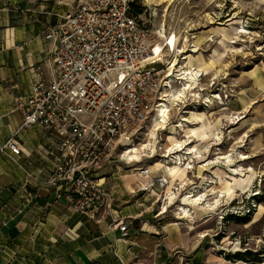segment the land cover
Segmentation results:
<instances>
[{
    "label": "crops",
    "instance_id": "0c3cea01",
    "mask_svg": "<svg viewBox=\"0 0 264 264\" xmlns=\"http://www.w3.org/2000/svg\"><path fill=\"white\" fill-rule=\"evenodd\" d=\"M51 2L0 0V144L23 122L17 97L31 93L39 69L44 77H51L46 61L54 42L45 32L75 6L57 10ZM244 90L233 102L236 111L248 106ZM168 136L166 143H170ZM16 138L19 154L0 151V264L206 263L200 257L201 240L189 235L194 226L187 229V222L175 214L182 191L173 195L172 204L169 197L161 199L163 189L155 177L169 175V164L157 160L149 164L156 156L150 150L139 151L138 157L131 155L130 163L114 157L95 171L110 195L93 211L82 212L74 207L67 187L49 182L62 134L36 124L21 130ZM144 165L150 167V174L139 171ZM193 175L194 167L189 168L188 184L193 183ZM182 180L178 177L176 182ZM208 216L202 223L211 219ZM123 223L125 230L120 228Z\"/></svg>",
    "mask_w": 264,
    "mask_h": 264
},
{
    "label": "built area",
    "instance_id": "2783aa9c",
    "mask_svg": "<svg viewBox=\"0 0 264 264\" xmlns=\"http://www.w3.org/2000/svg\"><path fill=\"white\" fill-rule=\"evenodd\" d=\"M167 10L156 26L158 12L148 0H79L45 32L54 42L46 61L51 77L47 79L39 69L31 93L17 97L23 122L0 144V151L19 154L17 134L36 124L61 133L63 142L49 182L67 187L74 207L82 212L93 211L110 195L95 171L114 157L131 162L129 150L139 145L136 138L141 127L154 119L166 96L164 90L171 86L170 76L177 71L178 56L173 51L196 50L192 42L185 49L179 47L176 30L166 24ZM178 71L183 76V69ZM157 137L155 133L152 138ZM147 146L141 150L153 152ZM163 156L167 164L178 159L168 149ZM183 161L194 166L193 159ZM139 171L151 173L148 165ZM169 178L165 173L155 177L163 189L162 200L179 189L178 182L171 193L166 190ZM175 214L179 217V204ZM120 228L125 230L127 225Z\"/></svg>",
    "mask_w": 264,
    "mask_h": 264
},
{
    "label": "rangeland",
    "instance_id": "374dc122",
    "mask_svg": "<svg viewBox=\"0 0 264 264\" xmlns=\"http://www.w3.org/2000/svg\"><path fill=\"white\" fill-rule=\"evenodd\" d=\"M51 1L57 10L61 7L65 10L79 2ZM148 3L158 12L156 26L163 19L162 11L168 8L166 24L176 30L181 39L179 47L185 49L190 42L196 47L195 51H173V56H178L175 64L177 71L174 69L170 76L171 86L164 90V98L167 99L169 94L183 87L185 80L179 79L178 69H183L184 65H193V68L198 69L204 60L214 59L216 69L220 70L218 74L203 73L199 77V84L193 90L198 94L188 92L178 96L174 102L167 99L171 108L167 121L161 119L155 124L157 114L153 120L147 121L136 138L139 145H135L140 149L129 153L138 157L136 153L150 144L156 156L150 158L148 163L153 164L155 160L164 162L165 157L160 156L170 146V143H166V136L174 133L172 126L182 116L191 115L192 110L206 111L208 119L212 123L216 122L218 134L212 132L209 142L199 136L184 137L188 140L192 138L191 143L198 144L194 155H201L194 157L193 183L188 184L186 180L189 168L175 175L169 173L172 179L168 191L171 193L178 182L179 190L182 191L179 196V218L182 219L179 221L187 222L184 224L187 229L188 226H194L189 235L201 240L203 252L200 257L205 259L204 262L264 264V0H148ZM237 29L247 32L237 33ZM183 35L186 36L184 43ZM235 35L239 37H233ZM243 88H247L244 91L249 103L244 110L236 111L233 102L239 99ZM218 94L222 101L217 98ZM206 100L208 105L203 107V101ZM223 102H227L226 105ZM150 132L152 137L155 133L159 137L150 138ZM177 134L179 137L183 134L180 127H177ZM214 142L219 144H212ZM219 154H231L233 160L219 165L211 163L199 172L202 163ZM242 154L248 157L243 158ZM232 166L243 170L234 173ZM207 174L212 176L208 177ZM231 174L250 179L243 183L242 188L233 185ZM178 177L183 180L176 182ZM189 191L204 193L203 197L211 199L216 205L215 214L207 215L211 217L208 222L202 223L201 219L194 221L183 215L181 206H191L186 203ZM172 197L173 194H170V204ZM167 206L165 203V210ZM174 208L178 211V206ZM203 231H206L205 236H200Z\"/></svg>",
    "mask_w": 264,
    "mask_h": 264
},
{
    "label": "bare ground",
    "instance_id": "6f19581e",
    "mask_svg": "<svg viewBox=\"0 0 264 264\" xmlns=\"http://www.w3.org/2000/svg\"><path fill=\"white\" fill-rule=\"evenodd\" d=\"M241 32H247V30L244 29H237V33ZM233 37H239V35H235ZM186 40V39H185ZM234 49H232L233 51ZM191 55V54H190ZM216 63L214 59L204 60L201 64H199L198 69H193V65H184L183 66V76H180V79H184L185 82H183V87L179 88L172 94H169V97L167 98L168 101H176L178 99V96H182L188 92L191 94H198L199 92L193 91L194 88H196L199 84V77L198 75L208 74L210 72H214L218 74L219 68L216 69ZM200 72V73H199ZM179 81V80H178ZM161 104L160 109L158 110V113L155 117V124L161 119L163 122L167 121V117L169 114V111L171 110L170 105L166 98ZM174 107V106H173ZM220 119V118H219ZM218 119V120H219ZM177 127H180L182 131H184L185 134H183V137L187 136L190 138L191 136H199L202 140L206 141L210 139L212 132H217L219 129L216 126V122L212 123L211 120L208 119V114L206 111H196L192 110V114L188 116H182L180 118V121L177 124H174L172 126L174 132L172 135H169L168 141L171 143L170 146L165 145L168 147V152L170 153H176L178 155V159L175 161V164L167 165L168 171L170 174L175 175L178 173V171L184 170V168L188 170L189 164L185 165L187 159H193L195 156H201L199 154H195L196 150L198 149V144H192L191 142L193 139L188 138H180L177 136ZM171 138V139H170ZM146 145V144H145ZM140 148L137 145L132 146V148L129 150V152H137ZM167 149V148H166ZM221 153V152H220ZM243 158L248 157V155L242 154ZM184 158V159H183ZM225 159V160H224ZM233 157L231 154L226 155H220L216 158H210L207 163H202L199 168V172H201L202 169H206V166H208L210 163L213 165H219L220 163H225L226 161H232ZM231 169L234 171V173H240L241 170L239 167L232 166ZM189 171V170H188ZM242 175H245V173H241ZM231 177L234 179L233 185L242 186L243 183L247 180H249V177H238L235 174H231ZM204 193H194L192 191H189L186 195L187 198V204L191 205L190 207H187L186 205H182L181 209L184 216H189L192 218V220H200L203 219L204 216H207L209 214H215L216 205L211 201V199H207L203 197ZM165 210V209H164ZM193 228V226H191ZM206 234V231L201 232L200 235Z\"/></svg>",
    "mask_w": 264,
    "mask_h": 264
},
{
    "label": "trees",
    "instance_id": "16d2710c",
    "mask_svg": "<svg viewBox=\"0 0 264 264\" xmlns=\"http://www.w3.org/2000/svg\"><path fill=\"white\" fill-rule=\"evenodd\" d=\"M139 10H141V9L139 8Z\"/></svg>",
    "mask_w": 264,
    "mask_h": 264
}]
</instances>
